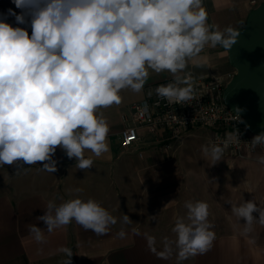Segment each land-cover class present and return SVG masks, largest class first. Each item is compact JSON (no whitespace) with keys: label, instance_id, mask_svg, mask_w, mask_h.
I'll return each instance as SVG.
<instances>
[{"label":"clouds","instance_id":"obj_1","mask_svg":"<svg viewBox=\"0 0 264 264\" xmlns=\"http://www.w3.org/2000/svg\"><path fill=\"white\" fill-rule=\"evenodd\" d=\"M17 14L8 9L17 25L0 19V167L34 165L57 170L53 159L60 148L75 159L80 170L90 169L93 159L109 150V124L102 109L122 103L120 93H141L150 71L169 72L173 82L155 89L170 102L193 98V79L185 73L189 62L198 61L205 46L230 50L239 33L231 26L220 30L207 23L202 0H12ZM199 66V65H197ZM223 147L209 143L202 152L213 162L229 142H239L230 133ZM252 145H264V132ZM264 163V156L258 158ZM215 164V163H214ZM80 192L81 189H76ZM186 217H178L172 232L164 237L161 256H170L173 246L177 264L202 255L212 246L215 233L208 222V204L185 203ZM232 214L247 226L264 224V208L253 200L231 206ZM258 213V217L254 215ZM48 232L73 221L97 235L117 223L94 199L77 197L56 204L48 201L37 217ZM124 222L130 219L123 217ZM39 242L43 230L29 225ZM121 237L124 232L118 233ZM154 243L153 237H148ZM68 256V249H62Z\"/></svg>","mask_w":264,"mask_h":264},{"label":"crops","instance_id":"obj_2","mask_svg":"<svg viewBox=\"0 0 264 264\" xmlns=\"http://www.w3.org/2000/svg\"><path fill=\"white\" fill-rule=\"evenodd\" d=\"M263 1L202 0V6L209 25L220 30L229 26L237 29L244 25L248 12ZM8 9L20 13L12 0H0V19L14 27H28L17 25L15 18L7 15ZM28 31L31 35L30 27ZM188 72L215 77L235 71L228 62L227 50L217 45L205 46L198 61L189 62L185 69ZM169 78L173 77L167 71H150L141 93L124 90L120 105L102 109L110 128L109 150L99 158L85 153L94 161L92 168L78 169L75 159H69L60 148L53 157L57 161L54 173L43 170L42 162L19 168L0 167V264H67L69 256L62 249L70 251L71 264H177L174 246L170 256L160 255L162 240L175 239L172 228L178 217H186L188 201L208 204V215L212 213L208 222L214 233L232 231L217 215L225 194L232 191V166L224 160L201 159L200 155L202 146L208 144L210 129L197 128L184 134L169 150L162 147V130L151 132L145 127L138 128L139 140L130 147L120 144L124 119L130 116L132 105L150 95L152 84ZM194 156L196 160L188 161ZM261 156L264 155L239 161L236 167L241 183L261 185ZM77 197L94 199L117 223L107 233L97 235L75 221L48 232L45 223L37 220L48 201L58 205ZM124 215L129 217L128 222H124ZM29 225L43 230L42 241L35 239ZM121 231L123 237L118 235ZM148 237H153L154 243ZM254 241L251 237L234 240L215 236L206 253L191 256L181 264H264V240Z\"/></svg>","mask_w":264,"mask_h":264},{"label":"built area","instance_id":"obj_3","mask_svg":"<svg viewBox=\"0 0 264 264\" xmlns=\"http://www.w3.org/2000/svg\"><path fill=\"white\" fill-rule=\"evenodd\" d=\"M188 74L193 79V98L178 104L156 94L158 86L173 82V78L152 84L150 95L135 102L130 116L124 119L126 124L120 135L121 146L127 148L139 140V127L151 132L162 130L161 143L166 150L184 134L206 128L212 131L208 144L215 143L222 147L224 141L229 139L228 134L238 133L239 142H229L223 151L224 157L253 159L255 155H264V145L254 146L250 143L257 134L249 131L243 124V118L223 101V90L233 74L215 77Z\"/></svg>","mask_w":264,"mask_h":264},{"label":"water","instance_id":"obj_4","mask_svg":"<svg viewBox=\"0 0 264 264\" xmlns=\"http://www.w3.org/2000/svg\"><path fill=\"white\" fill-rule=\"evenodd\" d=\"M238 41L227 50L234 74L222 93L224 103L255 134L264 132V1L248 12Z\"/></svg>","mask_w":264,"mask_h":264},{"label":"rangeland","instance_id":"obj_5","mask_svg":"<svg viewBox=\"0 0 264 264\" xmlns=\"http://www.w3.org/2000/svg\"><path fill=\"white\" fill-rule=\"evenodd\" d=\"M200 138H202V136ZM179 140L180 138L175 140L173 143ZM201 143L205 144L204 141H202ZM200 155H201V159H204V158L210 159V157H206L203 152H201ZM192 159L196 160L197 158L194 156L193 158H188V161ZM221 160L227 161V163L232 166L233 180H232V191L231 193L225 194V199L223 198L222 203H221L223 206L221 208H217L218 209L217 215L218 216L220 215V219L225 224H227V226L231 227L232 231H218V232H215V236L216 237L228 236L234 240L241 239L243 237H251L253 241L255 240L254 242L256 241L262 242L264 240V224H260L258 221H254L252 225L247 226V231H246V225L244 221L238 220L232 214L231 206L232 205L238 206L244 201L253 200L257 204L258 207L264 208V178L262 180V183H260L261 185H259L258 187H256V185L252 184L250 181L241 183L240 179L238 178L239 168H237L236 166L239 163V161L243 159L221 156ZM200 170L204 171L205 169L201 168ZM204 181L205 180H203V182ZM211 214L208 215L209 220H212ZM254 215L258 217V213H254ZM216 222H219L218 218H216ZM240 229H244V231Z\"/></svg>","mask_w":264,"mask_h":264}]
</instances>
